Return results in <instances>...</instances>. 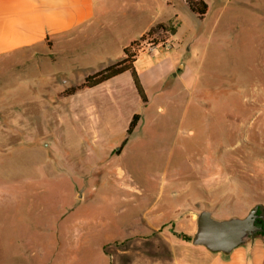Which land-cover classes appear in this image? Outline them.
Returning a JSON list of instances; mask_svg holds the SVG:
<instances>
[{
  "label": "rangeland",
  "instance_id": "rangeland-1",
  "mask_svg": "<svg viewBox=\"0 0 264 264\" xmlns=\"http://www.w3.org/2000/svg\"><path fill=\"white\" fill-rule=\"evenodd\" d=\"M166 1L96 0L74 43L0 61V264L201 260L198 214L264 205V0H206L205 19ZM159 18L173 21L146 37L136 69L176 67L147 103L128 73L65 95Z\"/></svg>",
  "mask_w": 264,
  "mask_h": 264
},
{
  "label": "crops",
  "instance_id": "crops-1",
  "mask_svg": "<svg viewBox=\"0 0 264 264\" xmlns=\"http://www.w3.org/2000/svg\"><path fill=\"white\" fill-rule=\"evenodd\" d=\"M172 2L173 0H167L166 5L169 7ZM145 7L146 5L141 4V9L138 11L143 12ZM95 19L96 0H0V61L11 60L22 51L37 50L39 45L54 48L61 44L74 43L78 35L85 33V29H89L95 24ZM172 21L159 18L157 22L149 26V29L141 37L155 24L166 25ZM130 44L123 45V50ZM159 49L160 46L155 52L159 53ZM170 58L163 63V68L159 71L147 67L144 74L138 72L146 93L149 87L160 86L170 74L174 73L176 63L172 57ZM142 61L139 59L140 63ZM127 73L131 75L130 72H126L97 87L90 88V90L109 86L112 80ZM177 77L179 80L181 79V84L187 89L195 85L194 76L189 81L184 72L181 75L178 74ZM110 88L117 90L118 86H110ZM110 93L114 94L115 91ZM169 243L173 245L172 241ZM196 247L202 246L193 245L191 251L193 254L202 253L201 260H198L194 255L190 256V254L180 257L173 251L175 255L172 257L171 264H264V240L260 239L247 242L230 254L212 253L205 247L195 249Z\"/></svg>",
  "mask_w": 264,
  "mask_h": 264
},
{
  "label": "water",
  "instance_id": "water-1",
  "mask_svg": "<svg viewBox=\"0 0 264 264\" xmlns=\"http://www.w3.org/2000/svg\"><path fill=\"white\" fill-rule=\"evenodd\" d=\"M264 233V205H256L246 217L218 219L211 211L197 216V230L192 244L212 253L230 254Z\"/></svg>",
  "mask_w": 264,
  "mask_h": 264
},
{
  "label": "trees",
  "instance_id": "trees-1",
  "mask_svg": "<svg viewBox=\"0 0 264 264\" xmlns=\"http://www.w3.org/2000/svg\"><path fill=\"white\" fill-rule=\"evenodd\" d=\"M185 2L192 13H194L200 19H205V17L207 16L209 12V5L206 2V0H185ZM159 29L166 31L167 27L165 24H157L153 26L139 40H135L131 42L129 46L124 48L123 50L124 57L122 59L118 60L115 63H112L111 65L101 69L100 71L94 74L88 75L85 81L81 85L70 88L69 90L65 92V95L70 96V95H74L80 90L97 87L121 74L130 72L133 77V81H134V85H135V89L137 90V93L139 94L141 100L144 103H147L148 97L141 83L139 73L135 65L138 60L139 53L142 50V43L146 40L147 36H150L153 33H156ZM159 44L160 43H154L155 46ZM139 118H140L139 114L134 115L133 120L130 124V128L128 129L129 135H131L134 129L136 128ZM125 143L126 141L124 142V144Z\"/></svg>",
  "mask_w": 264,
  "mask_h": 264
},
{
  "label": "flooded vegetation",
  "instance_id": "flooded-vegetation-1",
  "mask_svg": "<svg viewBox=\"0 0 264 264\" xmlns=\"http://www.w3.org/2000/svg\"><path fill=\"white\" fill-rule=\"evenodd\" d=\"M261 234H263V235H264V233H261ZM261 234H260V235H261ZM260 235H259V236H260ZM257 237H258V236H257Z\"/></svg>",
  "mask_w": 264,
  "mask_h": 264
},
{
  "label": "bare ground",
  "instance_id": "bare-ground-1",
  "mask_svg": "<svg viewBox=\"0 0 264 264\" xmlns=\"http://www.w3.org/2000/svg\"><path fill=\"white\" fill-rule=\"evenodd\" d=\"M145 65V64H144ZM123 173H122V171H121V175H122Z\"/></svg>",
  "mask_w": 264,
  "mask_h": 264
}]
</instances>
